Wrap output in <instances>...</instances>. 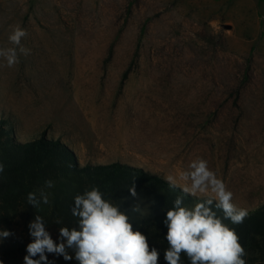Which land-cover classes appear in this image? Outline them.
I'll use <instances>...</instances> for the list:
<instances>
[{"label": "rangeland", "instance_id": "374dc122", "mask_svg": "<svg viewBox=\"0 0 264 264\" xmlns=\"http://www.w3.org/2000/svg\"><path fill=\"white\" fill-rule=\"evenodd\" d=\"M17 24L31 52L11 68L0 59L15 139L45 132L79 164H127L180 188L200 157L237 207L264 203V0H0V47ZM25 223L0 239L2 264H24Z\"/></svg>", "mask_w": 264, "mask_h": 264}, {"label": "clouds", "instance_id": "9594fccd", "mask_svg": "<svg viewBox=\"0 0 264 264\" xmlns=\"http://www.w3.org/2000/svg\"><path fill=\"white\" fill-rule=\"evenodd\" d=\"M10 27L8 41L13 47H0V59L9 68L18 63L19 55L27 56L31 52L21 43L27 36V30L19 24ZM4 168L3 162H0V173ZM167 180L170 186H177L173 177L169 176ZM179 180L184 182L182 191L185 194H201L207 199L189 208L182 206V197H177L174 207L167 211L164 221L169 246L164 253L167 264H180L182 253L188 257L190 264H246L244 257L247 253L239 242L237 232L217 216L212 206L214 204L223 212V219L233 224L243 223L248 210L233 203V192L203 158L191 160L187 169L179 174ZM44 184L46 188L54 187L52 180H46ZM129 191L133 197L136 196L134 186ZM27 199L34 208H39L41 202H50L49 195L43 190L39 198L36 193H29ZM140 209L139 204L131 207L133 212ZM71 212L78 218L79 228L70 230L61 227L62 242L59 244L46 231L43 218L35 216L28 226L33 240L26 247L24 264H48L45 253L71 260L73 257L67 249H73L79 264H158L157 249H150L147 237L134 229L129 214L105 199L98 187L75 196ZM10 235L12 233L8 230L0 231V239ZM36 256L39 259H33Z\"/></svg>", "mask_w": 264, "mask_h": 264}, {"label": "trees", "instance_id": "16d2710c", "mask_svg": "<svg viewBox=\"0 0 264 264\" xmlns=\"http://www.w3.org/2000/svg\"><path fill=\"white\" fill-rule=\"evenodd\" d=\"M126 74H123V79ZM10 125L12 123L9 120L0 119V162L5 165L3 173H0V231L8 230L13 235L18 219L22 218L26 221L24 229L32 242L28 226L39 215L47 231L58 233L59 240L55 243L59 244L62 242L61 227L70 230L79 228L78 218L71 212L75 196L95 186L105 199L111 200L129 214L134 229L147 237L150 249H157L158 264H167L164 259L169 247L165 238L167 226L164 223L167 211L174 207L177 197H182V206L189 208L207 199L185 194L179 186L172 187L161 176L138 167L118 162L79 164L72 150L58 140L48 139L45 132L28 141H20L14 138V129ZM46 180L54 181V187L46 188ZM133 186L135 197L129 191ZM41 190L49 195L50 202H41L39 208H34L28 203V194L36 193L39 198ZM136 204L141 209L133 212L131 207ZM212 207L217 216L237 232L239 242L247 253L244 257L246 264H264V203L248 211V216L241 224L223 219V212L216 209L214 204ZM2 245L6 248L8 242L3 240ZM4 248H0V251H4ZM67 251L73 257L71 260L45 253L48 264H79L73 249ZM33 259H39V256ZM180 264H190L183 253Z\"/></svg>", "mask_w": 264, "mask_h": 264}, {"label": "crops", "instance_id": "0c3cea01", "mask_svg": "<svg viewBox=\"0 0 264 264\" xmlns=\"http://www.w3.org/2000/svg\"><path fill=\"white\" fill-rule=\"evenodd\" d=\"M235 205H236V203H235Z\"/></svg>", "mask_w": 264, "mask_h": 264}]
</instances>
